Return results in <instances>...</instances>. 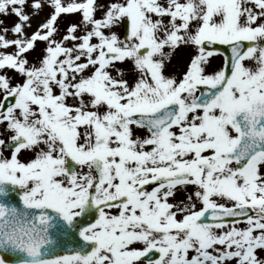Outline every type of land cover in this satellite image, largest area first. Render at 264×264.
Returning <instances> with one entry per match:
<instances>
[{"label": "snow or ice", "instance_id": "snow-or-ice-1", "mask_svg": "<svg viewBox=\"0 0 264 264\" xmlns=\"http://www.w3.org/2000/svg\"><path fill=\"white\" fill-rule=\"evenodd\" d=\"M0 264H264V0H0Z\"/></svg>", "mask_w": 264, "mask_h": 264}, {"label": "rangeland", "instance_id": "rangeland-1", "mask_svg": "<svg viewBox=\"0 0 264 264\" xmlns=\"http://www.w3.org/2000/svg\"><path fill=\"white\" fill-rule=\"evenodd\" d=\"M219 61H220V59L218 58L216 62L219 63Z\"/></svg>", "mask_w": 264, "mask_h": 264}]
</instances>
